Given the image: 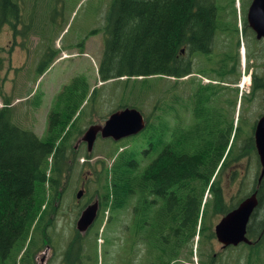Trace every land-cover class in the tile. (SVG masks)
Wrapping results in <instances>:
<instances>
[{"label":"trees","instance_id":"obj_1","mask_svg":"<svg viewBox=\"0 0 264 264\" xmlns=\"http://www.w3.org/2000/svg\"><path fill=\"white\" fill-rule=\"evenodd\" d=\"M230 1L234 7L235 0ZM24 2L0 0V30L9 24L17 32ZM225 13L220 0H114L107 18L99 79L107 83L125 78V95L130 94L133 104L120 109L137 108L147 126L111 151L102 204L116 213L134 204L133 235L145 237L161 264L178 263L188 247L193 254L195 243L198 248L213 243L215 232L207 221L213 214L226 216L243 201L232 205L225 198L224 173L248 156L257 157L254 136H245L241 120L224 113L222 106L231 103L218 87L189 85L187 98L169 90L153 111L144 113L147 97L156 94L152 79L180 80L193 73L183 50L207 55L216 36L228 32L230 25L239 32L237 10L232 9L233 24ZM243 26L248 30L246 21ZM45 70L40 69V75ZM253 77L255 96L264 90V74ZM85 81L75 78L57 95L45 138L14 122L11 101L5 100L0 109V263L36 252V235L42 229L45 233L47 218L66 191L65 176L70 178L78 160L71 143L84 133L82 106L98 94ZM258 178L252 192L260 203L247 231L256 242L243 246L251 261L259 260L264 248V223L258 222L264 178L261 183ZM79 243L77 238L71 241L69 253Z\"/></svg>","mask_w":264,"mask_h":264},{"label":"rangeland","instance_id":"obj_2","mask_svg":"<svg viewBox=\"0 0 264 264\" xmlns=\"http://www.w3.org/2000/svg\"><path fill=\"white\" fill-rule=\"evenodd\" d=\"M25 1L21 17L23 25L17 24V32L12 25H5L0 30V109L5 100L11 101L14 122L22 128L32 130L40 138H45L48 116L56 106L55 99L75 78H84L91 92L92 89L98 91L96 98L88 99L82 106L85 119L81 122V128L84 130L92 125H104L113 112L122 110L120 107L123 104H133L130 94L125 95V78L121 81L110 80L108 83L98 81L97 68L105 49V27L114 0ZM221 2L223 6H228V13L233 8L237 10L238 26L242 30L244 20H247L249 1L235 0L234 7L231 1ZM233 19V16L228 17V21ZM239 38L240 40L237 35L234 36V46L236 41L240 53L238 56L235 48L238 59H235L234 64L231 63L232 72H227L226 79L221 80L218 89L230 88L223 91L224 97L231 103L222 106L224 113L228 118L235 119V122L237 118L240 119L243 134L247 136L253 134L255 123L264 113V90H259L252 96L247 82L251 72L264 74V67L257 70L261 61H264V40L258 41L249 29L245 32L244 39ZM224 41L226 45H232L228 37H217L211 56L214 61L223 56ZM255 50L261 53L258 57ZM191 65L195 71L187 79H152L156 84V94L152 93L144 102L145 114L153 111L155 102L162 99L169 90H176L175 93L187 98L190 86L204 82L198 76H204L200 72L207 74L212 69V64L204 61L203 56L197 53L194 54ZM40 69H46L42 75ZM207 79H210L209 76ZM130 85H127L128 89L131 88ZM242 87H245L244 90ZM187 117L190 120V116ZM81 138L82 135L78 136L71 144L76 146ZM95 143L91 154L84 143L79 144L76 149L78 160L70 178L67 174L64 179V186L68 181L66 191L55 202V213L47 218L50 222L46 229L51 240L49 247H40L43 243L42 229L36 235L39 246L34 254L21 253L16 260L6 259L0 264H42L40 257L44 254L48 256L47 264H67L65 253L77 233L79 216L87 204L102 203L104 200V188L109 184L105 178L106 170L113 163L111 151L119 145V142L101 138ZM234 169V174H237L234 182H226L227 177L224 176L222 183L225 198L232 205L246 199L254 190L261 171L260 162L255 155L244 158L235 164ZM80 192H83V197L79 200L77 196ZM133 206L134 204L127 210L116 213L104 210L103 204H100L98 220L83 239V252L80 256L82 260L85 257L84 264H161L145 235V240L142 237L132 239ZM259 214L261 223L264 209ZM220 219L219 215L213 214L207 221V224L213 225L212 232H215ZM193 249V254L190 247L184 250L176 264H209V258L213 256L216 257L214 259L217 264H264V248L259 253L260 259H253L251 263L246 247L240 245L239 248L223 251L216 237L213 243L200 248L195 243Z\"/></svg>","mask_w":264,"mask_h":264},{"label":"water","instance_id":"obj_3","mask_svg":"<svg viewBox=\"0 0 264 264\" xmlns=\"http://www.w3.org/2000/svg\"><path fill=\"white\" fill-rule=\"evenodd\" d=\"M247 22L258 40L264 39V0H253L247 12ZM104 125L90 126L84 136L79 140L78 145L87 144L88 152L92 153L95 142L101 137L103 140L112 139L115 142L125 138L136 137L146 130V119L137 108H125L112 113ZM254 131L258 157L261 162V176L259 183L264 178V114L257 122ZM83 192L78 194L81 199ZM259 205L257 192L251 194L249 198L241 202L234 211L228 213L215 227V236L223 248L229 246L238 247L241 243L251 245L247 230L250 218ZM98 204L88 206L80 216L77 223L78 230L86 233L95 223L98 217Z\"/></svg>","mask_w":264,"mask_h":264},{"label":"flooded vegetation","instance_id":"obj_4","mask_svg":"<svg viewBox=\"0 0 264 264\" xmlns=\"http://www.w3.org/2000/svg\"><path fill=\"white\" fill-rule=\"evenodd\" d=\"M221 1H223V0H220V2ZM227 1H230V0H227ZM249 2H248V8L247 9H249L250 8V6L252 5V3H253V0H248ZM222 3V2H221ZM225 7V9H226V12L228 13V6H224ZM230 11V13H228V15H227V22L228 23H231V24H233L234 23V19H233V21L232 20H230V21H228V17L229 16H233V14H232V9L231 10H229ZM248 11V10H247ZM21 14H22V11H21ZM234 18V17H233ZM7 25H9V24H7ZM20 25H22V23L20 24ZM247 26H249V25H247ZM245 27V26H244ZM251 30V32H252V34H253V37L255 36V38H256V34L253 32V30L251 29V27L249 26V31ZM245 32L247 33V28H243L242 29V31L239 33H237L236 34V32L234 31V28H233V26H231L230 25V30L228 31V32H226V33H220V34H218V36H216V38L217 37H219V36H226V37H228L230 40H231V43H232V45L231 44H227L226 45V43H225V41H224V45H223V47H224V51H223V56L222 57H220V59L218 58V59H216L215 61L212 59V55H213V53H214V50H212L211 51V53L210 54H207V55H202L203 56V58H204V61H208L210 64H212V69H211V71L209 72V73H207V74H205L204 72H201V73H203L204 74V76H209V78L210 79H208V82H207V86L208 85H211V86H213V87H218L220 84H221V80H225L226 79V74H227V71L229 72V73H231L232 72V67H231V63L232 64H234L233 62L235 61V59H238V57L236 56V53H235V48H236V52H237V54H238V56H239V51H238V43L235 41V46H234V36L235 35H237V38L240 40V38L239 37H241L242 39H244L243 38V36L245 35ZM23 34V33H22ZM257 39V38H256ZM260 41H263V40H260ZM214 48V47H213ZM188 50H185V51H182L183 53H186V55L188 56V58H189V60H190V62H192V60H193V56H194V54H196V53H191L190 51H188ZM198 54V53H197ZM261 53L258 51V50H255V55L257 56V55H260ZM258 57V56H257ZM257 61V60H256ZM239 62V61H238ZM203 64H205V62L203 63ZM253 64H256V62H254ZM206 65V64H205ZM263 67H264V61H261V64L258 66V69L257 70H262L263 69ZM193 71H195L194 70V68H193ZM212 79V80H211ZM221 89V88H220ZM222 90V89H221ZM222 91H226V88H225V90H222ZM235 170V171H234ZM231 169V170H227L225 173H224V176H225V178H226V182H228V183H233L234 182V180H235V176H237V174H234V173H236V169ZM259 198V197H258ZM242 202V201H241ZM240 202V203H241ZM239 203V204H240ZM259 203H260V199H259ZM237 207H238V205H237ZM236 207V208H237ZM235 208V209H236ZM256 212V211H255ZM260 217H261V214H260ZM223 217H221V219H222ZM220 219V220H221ZM220 220L218 221V222H220ZM251 221V220H250ZM260 221H261V223L263 224L264 223V219H263V221H262V218L260 219ZM258 222H259V219H258ZM251 223V222H250ZM263 233H264V230H263V232H262V235H263ZM46 242H51L50 241V239H49V236L47 237V239L45 240ZM45 242V243H46ZM256 242V241H255ZM254 241H253V243H252V245L255 243ZM47 243V244H48ZM221 244V243H220ZM222 245V244H221ZM240 246V245H239ZM242 246V245H241ZM47 247H49V245L47 246ZM222 248H223V246H222ZM233 249V248H235V247H227V249ZM239 248V247H238ZM227 249H225V248H223V251H227ZM46 258H47V260H48V256H46V254H44L43 256H41L40 257V261L42 262V264H44V262L46 261V264H47V260H46ZM213 258H216L215 256H213ZM72 262H74L72 259H70L69 260V263L68 264H72ZM81 262V261H80ZM80 262H77V264H79ZM250 262L252 263V261L250 260ZM173 264H176V263H173ZM209 264H217V260L215 259V261H211V262H209Z\"/></svg>","mask_w":264,"mask_h":264},{"label":"bare ground","instance_id":"obj_5","mask_svg":"<svg viewBox=\"0 0 264 264\" xmlns=\"http://www.w3.org/2000/svg\"><path fill=\"white\" fill-rule=\"evenodd\" d=\"M248 82V81H247Z\"/></svg>","mask_w":264,"mask_h":264}]
</instances>
